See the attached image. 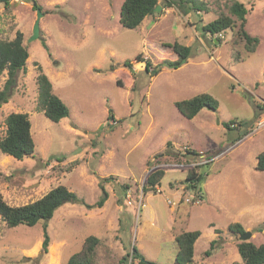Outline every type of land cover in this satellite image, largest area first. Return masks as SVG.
I'll return each instance as SVG.
<instances>
[{"label":"rangeland","instance_id":"1","mask_svg":"<svg viewBox=\"0 0 264 264\" xmlns=\"http://www.w3.org/2000/svg\"><path fill=\"white\" fill-rule=\"evenodd\" d=\"M34 1L42 16L39 36L30 42L38 15L32 2L11 0L8 9L0 3V41L19 31L29 53L0 107V137L8 114L26 113L35 146L22 160L0 152V194L20 206L62 185L93 207L65 203L32 227L8 228L0 219V264H66L89 236L99 240L90 264H139L123 260L133 246L140 261L174 264L170 237L186 231L200 232L191 264H231L241 262L240 236L227 230L232 223L254 235L246 242L264 244V172L255 169L256 156L264 151V124L258 123L264 117V0H236L248 9L246 32L257 38L249 54L237 29L218 39L201 30L221 14L235 19L230 0H189L182 5L186 14L178 8L180 0H158L160 11L134 29L119 23L124 0ZM167 1L178 5L163 7ZM192 2L201 10L190 9ZM174 42L190 47V57L177 69L163 67L151 76L145 63L135 60L149 59L154 68L174 59L166 47ZM38 66L69 110L58 123L37 110ZM6 79L4 72L0 90ZM199 94L212 96L217 109L184 118L175 102ZM230 122L243 124L232 128ZM186 149L212 161L201 164V155ZM59 158L60 163L54 160ZM75 159L81 162L71 172L58 171ZM157 169L164 177L144 194L148 175ZM189 170L205 174L198 185L202 203L196 202L197 188H187ZM102 178L111 179L103 183L107 198L97 207ZM214 228L220 234L210 249Z\"/></svg>","mask_w":264,"mask_h":264},{"label":"trees","instance_id":"2","mask_svg":"<svg viewBox=\"0 0 264 264\" xmlns=\"http://www.w3.org/2000/svg\"><path fill=\"white\" fill-rule=\"evenodd\" d=\"M32 7L36 10L38 8L37 3L34 0ZM192 1V0H191ZM191 1L183 0L177 2L167 1L163 7H170L172 5H178L180 11L184 10L182 5L184 3L190 4ZM231 4L228 7L229 13L235 19L221 14L215 20L202 26L201 30L205 34L211 36L221 35L225 30L230 29L231 31L236 30V35L244 41V48L246 53L249 54L255 51L257 38L250 36L245 26L247 24V13L248 9L243 3L236 0H230ZM5 9H8L11 5V0H0ZM190 9L200 11L198 5L192 2ZM160 6L158 0H124L119 12V23L121 27L125 29H134L138 27L141 22L149 15L154 13V9ZM184 10V14H186ZM170 49L174 55V59H163L158 62L152 68L151 61L149 59H141L139 55L135 57V60L144 62V69L151 76H156L163 67L169 69H177L185 64L190 57V47L184 46L178 42L168 44L166 46ZM46 48V47H45ZM29 57L27 47L23 44V34L16 32L15 37L12 40H1L0 41V75L4 72L7 74L4 87L0 90V107L6 104L9 100V92L15 82V76L17 72L24 71L26 66V60ZM235 59L240 61V55H236ZM125 66H131L130 61L124 62ZM39 73L36 77L37 85V110L41 111L43 115L50 121L58 123L60 120L69 116V110L64 102L54 93L52 84L48 77L42 72L38 66ZM119 85V80H116ZM175 107L178 112L186 119L193 118L201 109L207 108L210 110H216L218 107L217 101L208 94H199L190 99L181 100L175 102ZM260 116L259 111H255L253 117L254 120ZM235 124L236 122H230ZM257 123V122H256ZM243 123L237 122V128L242 126ZM247 125L248 123H244ZM5 134L0 137V152L11 156L16 160H22L27 156H30L34 152V142L30 133V121L26 113H10L4 119ZM229 127V124L226 125ZM236 128V127H235ZM248 131L243 133L246 135ZM186 154L198 156L199 154L193 150L186 149ZM63 159V158H62ZM61 158L54 159L58 163L62 162ZM79 159H75L64 165L58 167L60 173H69L74 167L80 164ZM255 169L257 171L264 172V151L256 156ZM165 175V171L162 169L153 170L148 175L145 186L143 187V193L154 190L159 186L160 181ZM205 174L189 170L185 180L189 183L187 188H197L199 195L197 196L201 202L202 196L200 194V188L198 187L204 180ZM111 178H102L99 183L102 191V197L95 204L97 207H102L107 198V192L102 186L105 181ZM126 188V186H124ZM65 203H82L83 200L79 199L73 192L68 190L62 185H58L50 189L40 199L33 202L27 203L20 206H11L3 199L0 194V219L4 222L6 227L14 228L19 225L27 227L34 226L38 221L47 222L52 218L54 212ZM87 209H91L92 205L84 204ZM227 230L234 233L235 235H242L245 230L239 223H232L228 225ZM214 232L219 237L220 231L215 229ZM199 231H186L176 234L174 242L176 245V253L174 257V264H191L193 261L194 244L199 238ZM216 238L209 242L210 249H212L216 243ZM99 240L95 236L87 237L81 249L71 255L66 264H90L91 255L94 252ZM49 246V237L46 233V225H44V237L41 244V250L46 253ZM238 253L241 256V262H233L231 264H264V244L254 245L251 242H239L237 244ZM205 255H209V251L205 252ZM126 257H131L132 260H138L139 264H156L151 261H140L141 255L135 246L132 247L131 252L126 254ZM132 264V263H131Z\"/></svg>","mask_w":264,"mask_h":264},{"label":"water","instance_id":"3","mask_svg":"<svg viewBox=\"0 0 264 264\" xmlns=\"http://www.w3.org/2000/svg\"><path fill=\"white\" fill-rule=\"evenodd\" d=\"M161 7L160 6H157L155 9H154V12H157V11H160ZM37 17H36V20L34 22V25H33V32H32V36L31 38L29 39V42L30 41H33L35 39L38 38L39 36V20H40V17L42 16L40 14V10L37 9ZM251 237V234L250 232H244L242 235H240V237H238L237 239L240 241V242H246L249 238Z\"/></svg>","mask_w":264,"mask_h":264},{"label":"built area","instance_id":"4","mask_svg":"<svg viewBox=\"0 0 264 264\" xmlns=\"http://www.w3.org/2000/svg\"><path fill=\"white\" fill-rule=\"evenodd\" d=\"M262 124H264V122L262 121ZM231 127L232 128H235V127H237V125L236 124H231ZM199 155H201L200 156V159H201V164H205V163H207V162H211L212 161V159L211 158H207V157H205V156H203V154L200 152V154ZM158 192H159V190H158ZM191 200L189 199V198H186L185 199V202L186 203H189ZM180 202V198L177 200V202H175L176 204L177 203H179ZM196 202H199V199L196 201ZM174 203V202H173ZM173 203H170L169 201H168V204L170 205V204H173Z\"/></svg>","mask_w":264,"mask_h":264},{"label":"crops","instance_id":"5","mask_svg":"<svg viewBox=\"0 0 264 264\" xmlns=\"http://www.w3.org/2000/svg\"><path fill=\"white\" fill-rule=\"evenodd\" d=\"M102 15H104V14H102ZM264 120V117L262 118V119H260V121L258 122L259 124H262V121ZM202 188L205 190V183H203L202 185ZM201 203H202V200H201ZM171 224H174V221H172L171 222ZM209 226L211 227V224H209ZM243 227V226H242ZM244 228V227H243ZM214 230H215V228H214ZM244 230H248V227H246V228H244ZM214 234V237L211 239V241L213 240V239H215L216 237H217V234L214 232L213 233ZM251 236H254L253 234H251ZM174 237L175 236H173V237H170V240H173L174 241ZM176 246V245H175ZM177 250V249H176ZM176 252V251H175ZM194 254V253H193Z\"/></svg>","mask_w":264,"mask_h":264}]
</instances>
